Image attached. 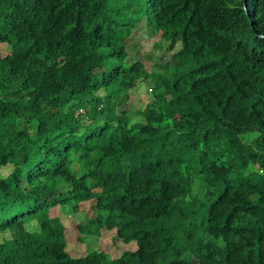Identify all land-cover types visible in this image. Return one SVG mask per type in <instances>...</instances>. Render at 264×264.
Instances as JSON below:
<instances>
[{"label":"trees","instance_id":"trees-1","mask_svg":"<svg viewBox=\"0 0 264 264\" xmlns=\"http://www.w3.org/2000/svg\"><path fill=\"white\" fill-rule=\"evenodd\" d=\"M0 264H264V0H0Z\"/></svg>","mask_w":264,"mask_h":264},{"label":"rangeland","instance_id":"rangeland-1","mask_svg":"<svg viewBox=\"0 0 264 264\" xmlns=\"http://www.w3.org/2000/svg\"><path fill=\"white\" fill-rule=\"evenodd\" d=\"M127 52L129 54L130 62L140 61L144 56H152V62L159 63L163 66H169L173 73L182 72V68L177 64H174L172 60V55L176 53L180 49V44L178 41H175L171 44H165L160 41L156 36V33L149 27L148 23L144 19L141 23H139L133 31L132 38L126 44ZM150 95L149 90L147 91ZM145 93V91L141 92ZM140 93L138 92V95ZM146 94V95H147ZM138 95L132 96L126 103L124 108L127 110H135L139 105H144L147 96L140 95L141 99L144 98L145 101L140 103V98ZM249 132V131H246ZM9 172L8 169L2 170V174L5 176ZM52 215H57L63 222L66 228V240L67 243L73 246V251L69 247V251H72V255L74 257H79L84 255L87 250L86 246L79 241L80 234L78 233L76 227L77 225L85 223V215L84 214H72L66 215L63 212V208H55L51 212ZM36 226L34 224L29 225H15L11 229V233L7 235V239L13 241L14 238L20 237L25 234L27 231L36 230ZM191 234L194 236L200 235L201 230L197 225L190 228ZM97 250L103 249L108 252L112 257H126L132 254L136 247L134 244L125 245L120 242L118 239H114L113 234L110 232L105 233L101 237L97 239Z\"/></svg>","mask_w":264,"mask_h":264},{"label":"water","instance_id":"water-1","mask_svg":"<svg viewBox=\"0 0 264 264\" xmlns=\"http://www.w3.org/2000/svg\"><path fill=\"white\" fill-rule=\"evenodd\" d=\"M244 8L246 9V1H244Z\"/></svg>","mask_w":264,"mask_h":264}]
</instances>
